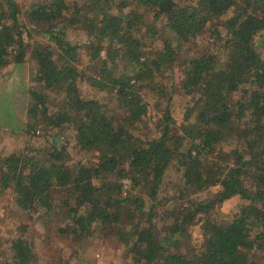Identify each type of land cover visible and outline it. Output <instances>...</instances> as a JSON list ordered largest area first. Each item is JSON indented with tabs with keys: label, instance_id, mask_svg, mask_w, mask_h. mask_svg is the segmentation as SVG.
I'll list each match as a JSON object with an SVG mask.
<instances>
[{
	"label": "trees",
	"instance_id": "obj_1",
	"mask_svg": "<svg viewBox=\"0 0 264 264\" xmlns=\"http://www.w3.org/2000/svg\"><path fill=\"white\" fill-rule=\"evenodd\" d=\"M184 1L0 0V69L30 62L23 130L47 135L0 157V185L72 254L111 236L123 264H264V0ZM142 8L148 29L164 17L151 46ZM65 26L85 31L83 50ZM234 195L231 218L214 219ZM24 231L0 241V264H74L39 262Z\"/></svg>",
	"mask_w": 264,
	"mask_h": 264
},
{
	"label": "rangeland",
	"instance_id": "obj_2",
	"mask_svg": "<svg viewBox=\"0 0 264 264\" xmlns=\"http://www.w3.org/2000/svg\"><path fill=\"white\" fill-rule=\"evenodd\" d=\"M28 0H16L19 4H25ZM187 1V0H186ZM182 4L184 0H179ZM146 15V21L140 29V36L142 42L146 46L156 43V37L161 31L164 24V17L159 16L154 19L151 28L155 33V37H150V29H148L147 22H150L153 11L140 9ZM28 42H46L48 39L40 32H32ZM264 34V33H263ZM63 37L71 42L80 44V49L83 50V44L87 41V34L83 29L72 28L65 26ZM53 43V41H51ZM208 39L202 36L201 45L208 44ZM31 44V43H30ZM55 52H58V47H54ZM103 54L104 51H101ZM30 62L25 61L21 64L13 61L8 62L0 69V157L12 151H18L24 146L33 143L40 145L45 143L47 135L41 133L30 134L23 130L26 117L24 112V105L28 100L27 86L32 83L30 80ZM176 79L179 71H174ZM80 88L84 93L89 92L100 97L102 102L111 104L108 94L104 92H96L90 86L82 81L79 83ZM145 98L148 100V115H156L153 101H149L150 97L145 93ZM172 106L175 108V114L178 120L184 117L187 112L185 108V101L180 95H174ZM157 112V111H156ZM150 121L141 127L142 130L150 134L151 130L148 127L152 126ZM73 151V150H71ZM81 155L87 157L91 155L90 152L81 151ZM242 199L237 196H231L224 200L218 206L213 215L214 219L222 222L231 218L232 214L237 210ZM28 213L24 209H20L14 200V193L10 187L2 188L0 185V241L6 246L5 238L16 234L19 229L25 230L29 239L32 242L34 253L39 262H46L48 259L57 256H70L72 254V244L70 240L64 236L59 235L53 228V223L42 222L39 218ZM199 226L196 223L193 226L192 233H198ZM75 250V249H74ZM71 257L74 264H123L124 262V248L111 236L106 237H91L84 249H77Z\"/></svg>",
	"mask_w": 264,
	"mask_h": 264
}]
</instances>
